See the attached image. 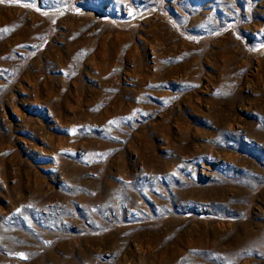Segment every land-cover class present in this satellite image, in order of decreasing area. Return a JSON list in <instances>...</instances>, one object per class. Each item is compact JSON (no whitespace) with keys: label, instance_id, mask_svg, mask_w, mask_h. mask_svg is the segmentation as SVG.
<instances>
[{"label":"rangeland","instance_id":"rangeland-1","mask_svg":"<svg viewBox=\"0 0 264 264\" xmlns=\"http://www.w3.org/2000/svg\"><path fill=\"white\" fill-rule=\"evenodd\" d=\"M0 264H264V0L0 3Z\"/></svg>","mask_w":264,"mask_h":264},{"label":"snow or ice","instance_id":"snow-or-ice-1","mask_svg":"<svg viewBox=\"0 0 264 264\" xmlns=\"http://www.w3.org/2000/svg\"><path fill=\"white\" fill-rule=\"evenodd\" d=\"M4 2V0H0V3H3ZM17 2H18V0H17ZM5 31H6V29H5Z\"/></svg>","mask_w":264,"mask_h":264}]
</instances>
